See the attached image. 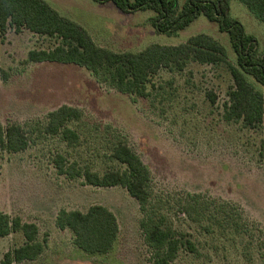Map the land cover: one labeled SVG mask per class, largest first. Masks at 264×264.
Here are the masks:
<instances>
[{
    "label": "rangeland",
    "instance_id": "374dc122",
    "mask_svg": "<svg viewBox=\"0 0 264 264\" xmlns=\"http://www.w3.org/2000/svg\"><path fill=\"white\" fill-rule=\"evenodd\" d=\"M44 1L114 53L176 46L206 34L236 64L227 35L203 16L169 37L151 25L153 11L122 13L111 2L93 0ZM177 1L182 6L187 0ZM230 15L255 38L264 58V24L236 0L230 1ZM59 44L25 29L0 33V125H19L28 138L18 153L0 146V213L35 224L46 243L36 260L13 264L148 263L138 202L121 187H92L83 178L60 175L54 165L61 156L99 174L123 169L110 158L116 140L148 168L154 211L195 245L198 255L181 251L174 264H264V125L223 120L233 87L226 64L191 62L181 72L160 70L147 85L148 97L140 98L98 83L83 67L27 60L29 51ZM248 80L264 96V85ZM64 105L81 112L67 125L79 137L72 146L45 133L48 114ZM94 205L112 212L118 225L116 243L104 255L81 252L71 232L55 225L60 210L85 212ZM23 242L21 233L0 238V261Z\"/></svg>",
    "mask_w": 264,
    "mask_h": 264
},
{
    "label": "trees",
    "instance_id": "16d2710c",
    "mask_svg": "<svg viewBox=\"0 0 264 264\" xmlns=\"http://www.w3.org/2000/svg\"><path fill=\"white\" fill-rule=\"evenodd\" d=\"M93 1L111 2L122 13L153 11L156 15L150 19L151 25L157 34L169 37L203 16L209 22L217 23L219 31L227 35L236 64H231L226 49L206 34L191 36L176 46L151 44L137 53H114L97 46L85 29L61 16L44 0H0V33L7 28L15 32L25 29L58 39L60 44L51 50L29 51L27 60L83 67L98 83L132 97H148L147 85L160 70L181 72L191 62L201 65L225 63L233 87L223 106V120L241 121L251 128L264 125V96L248 80L249 77L264 85V58L257 55L255 38L246 34L243 26L231 17V0H187L182 6L177 0ZM236 1L264 24V0ZM2 73L0 69V75ZM47 118L45 133L59 136L68 145L77 144L78 135L67 125L81 118L78 109L64 105L50 112ZM0 146L10 153L24 151L28 147V138L23 128L13 124L6 128L0 125ZM110 158L124 168H112L99 174L88 167L81 168L76 162L67 163L61 156L54 160V165L60 175L69 179L83 178L84 184L92 187H121L138 202L142 215L139 227L150 251L147 264H174L181 251L198 255L188 236L175 232L167 225L165 217L151 207L150 173L140 158L124 142L117 140L110 149ZM55 225L59 230L70 231L73 245L89 255L109 253L117 240L115 216L99 205L91 206L85 212L62 209L57 213ZM233 225L239 230L240 224ZM12 233H21L24 242L7 251L0 264L34 261L43 253L46 243L39 240L35 224L0 213V238Z\"/></svg>",
    "mask_w": 264,
    "mask_h": 264
}]
</instances>
